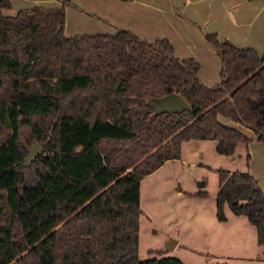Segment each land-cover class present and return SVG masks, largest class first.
I'll return each instance as SVG.
<instances>
[{"label": "trees", "instance_id": "1", "mask_svg": "<svg viewBox=\"0 0 264 264\" xmlns=\"http://www.w3.org/2000/svg\"><path fill=\"white\" fill-rule=\"evenodd\" d=\"M59 1L5 13L9 0H0V264H182L161 249L138 259L139 179L177 158L182 140L213 139L227 155L249 141L218 115L264 140V48L205 32L219 57L218 80L207 85L164 37L125 28L66 35L71 0ZM171 92L188 107L152 108ZM31 141L39 150L26 161ZM215 171L216 218L225 205L245 216L264 249L255 178Z\"/></svg>", "mask_w": 264, "mask_h": 264}, {"label": "crops", "instance_id": "2", "mask_svg": "<svg viewBox=\"0 0 264 264\" xmlns=\"http://www.w3.org/2000/svg\"><path fill=\"white\" fill-rule=\"evenodd\" d=\"M59 5V0H9V7L4 8L3 12L13 13L33 6ZM63 11V32L66 35L113 33L125 28L145 39L166 38L176 57L192 58L197 62V76L207 85L218 80L219 57L205 40V32H215L218 38H224L236 46L251 47L257 53H261L264 48V0H71L63 5ZM168 94L178 95L183 99L177 92ZM217 118L250 137L246 144L238 143L233 153L227 155L228 160H235L240 155L237 148L241 146L244 151L241 163L244 166L239 168V161L233 166L227 165L223 168L246 170L255 178L264 194V140L255 139L250 129L241 127L227 117L218 115ZM246 153L247 164L244 159ZM203 183L201 181L195 190L187 192L203 189ZM176 190L181 193L183 189L177 185ZM186 196V200H192V206H196L190 219L193 230L191 235L195 242L222 243L226 236L233 237L230 240L238 239L242 236V230L249 228L244 221L247 220L245 216L243 219L240 217L243 215L234 214L227 207L229 213L223 209L224 219L216 218L214 195L212 205L209 204L207 208L203 201L197 200L200 196ZM252 234L254 239V229ZM181 244L183 243L180 238L175 236L168 249ZM256 246L255 252L264 264V249L261 245ZM163 253L165 252H161V255Z\"/></svg>", "mask_w": 264, "mask_h": 264}, {"label": "rangeland", "instance_id": "3", "mask_svg": "<svg viewBox=\"0 0 264 264\" xmlns=\"http://www.w3.org/2000/svg\"><path fill=\"white\" fill-rule=\"evenodd\" d=\"M151 105L154 110L160 109L154 99H151ZM32 143L27 145V150ZM237 151L240 155L235 160H228L227 154L215 151L213 139L182 140L178 158L164 160L139 179V207L142 212L138 217L137 228L138 259L158 257L160 255L148 252V249H161L164 255L178 257L182 264H263L255 252L257 246L252 234L253 225L247 220L244 221L249 228L243 229L238 239L230 240L233 237L226 236L222 243H197L191 235L193 230L190 219L196 206H192V200H186V192L195 190L196 185L202 181L206 193L197 200L203 201L206 208L212 205L217 187L215 168L233 166L239 161V168H242L244 151L241 146H238ZM177 185L183 189L181 193L176 190ZM224 207L229 213L226 205ZM240 217L245 219L244 216ZM175 236L183 244L168 249ZM226 242L230 245H226Z\"/></svg>", "mask_w": 264, "mask_h": 264}, {"label": "water", "instance_id": "4", "mask_svg": "<svg viewBox=\"0 0 264 264\" xmlns=\"http://www.w3.org/2000/svg\"><path fill=\"white\" fill-rule=\"evenodd\" d=\"M157 98H158L157 105L160 109L173 110V109L188 107V104L178 95L164 94ZM171 98H173V100H171ZM169 101H172V103H170ZM37 151H38L37 143L33 142L32 145L27 150L26 161H30L33 155Z\"/></svg>", "mask_w": 264, "mask_h": 264}]
</instances>
